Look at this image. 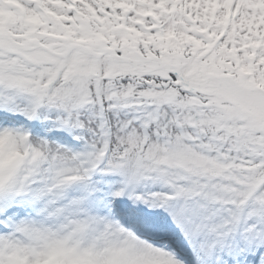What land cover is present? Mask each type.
Masks as SVG:
<instances>
[{
    "label": "snow or ice",
    "instance_id": "6c2138e0",
    "mask_svg": "<svg viewBox=\"0 0 264 264\" xmlns=\"http://www.w3.org/2000/svg\"><path fill=\"white\" fill-rule=\"evenodd\" d=\"M0 264H264V0H0Z\"/></svg>",
    "mask_w": 264,
    "mask_h": 264
}]
</instances>
